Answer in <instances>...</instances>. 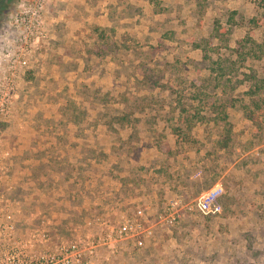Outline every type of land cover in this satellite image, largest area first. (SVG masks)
I'll list each match as a JSON object with an SVG mask.
<instances>
[{"label":"rangeland","instance_id":"rangeland-1","mask_svg":"<svg viewBox=\"0 0 264 264\" xmlns=\"http://www.w3.org/2000/svg\"><path fill=\"white\" fill-rule=\"evenodd\" d=\"M60 2L0 0V237L33 264L72 240L83 264H264V0H144L66 41Z\"/></svg>","mask_w":264,"mask_h":264},{"label":"built area","instance_id":"built-area-1","mask_svg":"<svg viewBox=\"0 0 264 264\" xmlns=\"http://www.w3.org/2000/svg\"><path fill=\"white\" fill-rule=\"evenodd\" d=\"M222 191L221 188H214L203 194L197 202L196 209L204 215L221 213L222 205L219 198ZM172 219H175V214H172ZM14 228L11 224V231L7 236L4 239L0 237V264H33L29 253L17 250L19 242L13 234ZM118 235L120 238L133 239L136 246L143 247L145 245L143 237H152L154 231L152 227H147L141 222L129 220L119 229ZM90 253L93 254L94 251L91 250ZM84 255L79 241H61L54 249L42 254L37 264H83Z\"/></svg>","mask_w":264,"mask_h":264},{"label":"crops","instance_id":"crops-1","mask_svg":"<svg viewBox=\"0 0 264 264\" xmlns=\"http://www.w3.org/2000/svg\"><path fill=\"white\" fill-rule=\"evenodd\" d=\"M60 2L59 11L57 18V23H61L59 30L56 33H61L59 36L61 39L66 41L67 37L76 38L74 33H78L74 28L77 24L82 25V18L85 17V20L90 21V18L97 16L99 25L104 28H109L111 30L115 25H117V20L124 22L128 18H138L142 16L141 11L144 5V0H58ZM129 7H134L137 10V13L134 16H127L124 13ZM133 9V8H132ZM93 16V17H92ZM116 16V17H115ZM100 22H102L100 24ZM117 23V24H116ZM97 27H95V30ZM118 29V28H117ZM58 37V36H57ZM69 39L70 44H74V40ZM76 41V40H75ZM59 44V43H57ZM56 44V45H57Z\"/></svg>","mask_w":264,"mask_h":264},{"label":"trees","instance_id":"trees-1","mask_svg":"<svg viewBox=\"0 0 264 264\" xmlns=\"http://www.w3.org/2000/svg\"><path fill=\"white\" fill-rule=\"evenodd\" d=\"M251 119H253V120H254L255 118H251ZM254 121H256V120H254Z\"/></svg>","mask_w":264,"mask_h":264}]
</instances>
